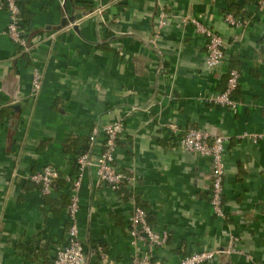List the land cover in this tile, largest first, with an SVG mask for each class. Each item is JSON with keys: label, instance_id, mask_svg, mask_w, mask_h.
I'll list each match as a JSON object with an SVG mask.
<instances>
[{"label": "crops", "instance_id": "crops-1", "mask_svg": "<svg viewBox=\"0 0 264 264\" xmlns=\"http://www.w3.org/2000/svg\"><path fill=\"white\" fill-rule=\"evenodd\" d=\"M258 1L21 0L25 51L6 33L9 14L0 0V264H49L66 246L77 175L70 153L84 148L94 128L119 120L125 130L115 165L132 185L115 192L98 185L95 167L85 171L77 222L89 264H134L146 252L131 245V195L153 229L170 234L153 252L157 262L179 264L203 249L225 250L234 236L238 251L210 264H264V11ZM99 7H105L102 19L92 14ZM161 12L168 25L158 35ZM229 14L250 26L228 24ZM186 18L222 37V66L207 68L206 40ZM233 67L241 73L237 108L207 103L224 90ZM35 70L43 74L38 93ZM187 128L229 138L224 219L210 202L211 160L179 148ZM104 140L101 132L94 161ZM47 165L60 172L48 197L29 180Z\"/></svg>", "mask_w": 264, "mask_h": 264}, {"label": "built area", "instance_id": "built-area-1", "mask_svg": "<svg viewBox=\"0 0 264 264\" xmlns=\"http://www.w3.org/2000/svg\"><path fill=\"white\" fill-rule=\"evenodd\" d=\"M2 6H5L9 14L6 33L11 40L21 49L27 50L28 42L24 37L22 29V7L21 0H1ZM259 9L264 11V0H259ZM98 18H103L105 7L97 8L94 13ZM228 24L240 28L250 26L246 19L237 18L233 15H227ZM185 22L192 23L196 31L201 34L205 40V63L208 69L219 68L225 60V43L220 35L215 33L209 27L201 22L186 18ZM168 25V15L161 12L157 19V34ZM241 73L239 69L230 68L227 72L226 88L223 92L206 98V102L226 109H236L238 100L233 99V94L240 87ZM43 74L38 70L34 71L33 92L38 93L41 89ZM166 127L177 132L179 127L176 124H168ZM125 122L123 120L115 121L100 128H94L89 138L91 149L100 133L105 135L104 148L94 161L91 152L80 155L77 159L78 173L71 180L72 193L68 207L69 231L68 240L65 247L59 249L54 260L49 264H89V256L85 251V244L80 238V230L77 222L79 212V191L82 178L85 171L90 167L96 168L98 185H104L108 189L118 192L132 185V177L125 171L118 169L115 165V152L118 146V139L124 133ZM242 138H249L257 141L262 135H251L244 133ZM229 141L227 136H215L209 132L197 128H187L179 142V148L185 152L199 154L211 160V205L214 215L220 219L226 217L224 209V190L226 165L225 145ZM60 179L59 170L47 165L29 176V180L39 187L43 196H49L54 190L57 181ZM130 203L132 205V215L130 217L129 235L131 245L135 248L144 246L146 252L136 254L134 264H161L154 260L153 252L159 248L165 247L170 239L168 232L159 233L153 229L148 221L147 211L138 204L137 197L131 195ZM238 251V241L234 236L230 237L229 246L225 250L203 249L191 253L181 259L179 264H210L222 253L230 255Z\"/></svg>", "mask_w": 264, "mask_h": 264}, {"label": "trees", "instance_id": "trees-1", "mask_svg": "<svg viewBox=\"0 0 264 264\" xmlns=\"http://www.w3.org/2000/svg\"><path fill=\"white\" fill-rule=\"evenodd\" d=\"M258 3H259V1H258ZM22 18H23V13H22ZM22 29H23V23H22ZM24 37L26 38L27 36H26V34L24 33ZM234 68V67H233ZM237 69V68H236ZM226 83H227V76H226V82H225V87H224V90H225V88H226ZM223 90V91H224ZM239 90V89H238ZM237 90V91H238ZM222 91V92H223ZM237 91L233 94V99H235V100H237L236 99V97H235V95L237 94ZM66 152H72V151H69V149H67L66 148ZM89 152H91V142H90V140L87 142V144L84 146V148H82L81 150H77V151H75V152H72V153H70L71 155H74L73 157V159H74V162H75V169H76V174L78 173V164H77V159H78V157L80 156V155H82V154H84V153H89ZM69 154V153H68ZM38 187V186H37ZM39 188V187H38ZM46 197H48V196H46ZM69 204H70V200H69V202H68V205H67V209H68V207H69ZM140 205V204H139ZM141 206V205H140ZM149 221V220H148ZM150 223V222H149ZM151 225V224H150ZM70 226V225H69ZM152 226V225H151Z\"/></svg>", "mask_w": 264, "mask_h": 264}]
</instances>
